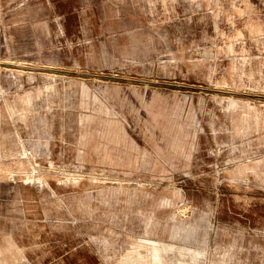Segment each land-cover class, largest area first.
I'll use <instances>...</instances> for the list:
<instances>
[{
    "label": "rangeland",
    "instance_id": "374dc122",
    "mask_svg": "<svg viewBox=\"0 0 264 264\" xmlns=\"http://www.w3.org/2000/svg\"><path fill=\"white\" fill-rule=\"evenodd\" d=\"M0 264H264V0H0Z\"/></svg>",
    "mask_w": 264,
    "mask_h": 264
},
{
    "label": "bare ground",
    "instance_id": "6f19581e",
    "mask_svg": "<svg viewBox=\"0 0 264 264\" xmlns=\"http://www.w3.org/2000/svg\"><path fill=\"white\" fill-rule=\"evenodd\" d=\"M153 259L157 260L159 257L158 251L152 254Z\"/></svg>",
    "mask_w": 264,
    "mask_h": 264
}]
</instances>
